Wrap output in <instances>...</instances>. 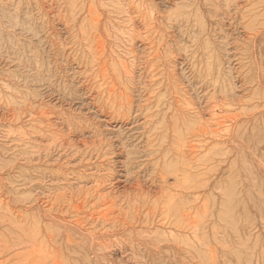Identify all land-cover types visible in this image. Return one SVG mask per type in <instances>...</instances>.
I'll list each match as a JSON object with an SVG mask.
<instances>
[{
    "label": "rangeland",
    "instance_id": "1",
    "mask_svg": "<svg viewBox=\"0 0 264 264\" xmlns=\"http://www.w3.org/2000/svg\"><path fill=\"white\" fill-rule=\"evenodd\" d=\"M0 264H264V0H0Z\"/></svg>",
    "mask_w": 264,
    "mask_h": 264
},
{
    "label": "bare ground",
    "instance_id": "2",
    "mask_svg": "<svg viewBox=\"0 0 264 264\" xmlns=\"http://www.w3.org/2000/svg\"><path fill=\"white\" fill-rule=\"evenodd\" d=\"M177 182V181H176ZM179 185V184H178ZM94 211V210H93ZM80 221V220H79ZM80 223V222H79Z\"/></svg>",
    "mask_w": 264,
    "mask_h": 264
}]
</instances>
